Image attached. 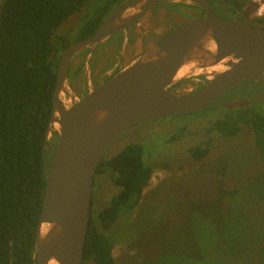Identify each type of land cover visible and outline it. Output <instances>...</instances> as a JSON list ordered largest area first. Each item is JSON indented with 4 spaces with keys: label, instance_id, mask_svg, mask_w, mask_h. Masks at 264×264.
Listing matches in <instances>:
<instances>
[{
    "label": "rangeland",
    "instance_id": "374dc122",
    "mask_svg": "<svg viewBox=\"0 0 264 264\" xmlns=\"http://www.w3.org/2000/svg\"><path fill=\"white\" fill-rule=\"evenodd\" d=\"M221 1L212 0L215 12L222 18L232 19L234 10ZM228 1L248 10L249 19L255 25H264L255 21L264 17V10L262 15L258 14L264 0ZM198 13L194 7L170 3L152 8L128 29L127 34H121V43L119 37L114 36L105 41V48L95 49L93 57V53H79L71 63L70 90L79 96L82 85L92 86L95 75L116 59L122 62L121 69L126 67L139 55L136 52L155 39V35L163 33L170 25L186 24ZM79 17V14L71 17L61 31L74 30ZM110 45L114 51L106 53L104 50ZM77 67L80 68L74 70ZM200 76L185 80L196 82ZM192 86L187 83L182 91H191ZM232 90H241V93L232 96L222 106L212 107V102L199 112L134 125L112 143L104 156L105 161L127 145L140 143L144 147L145 163L161 165L154 169L139 205L105 230L114 242L115 264L264 262L260 257L264 245V164L257 134L247 126L232 137L207 131L210 123L228 108L249 106L263 113L264 82L246 86L238 84L229 91ZM174 135L177 139H173ZM207 140H211L210 153L199 160L193 158L189 149ZM58 145L57 135L48 141L47 167L52 165ZM103 170L94 180V215L119 192L110 165L105 163ZM232 190H235L234 194L229 193ZM85 264L96 263L88 259Z\"/></svg>",
    "mask_w": 264,
    "mask_h": 264
},
{
    "label": "water",
    "instance_id": "95a60500",
    "mask_svg": "<svg viewBox=\"0 0 264 264\" xmlns=\"http://www.w3.org/2000/svg\"><path fill=\"white\" fill-rule=\"evenodd\" d=\"M164 3L191 6L201 14L151 43L100 86H90L85 96L70 90L69 69L79 53L105 48L107 39L127 34ZM241 15L240 20L222 18L210 0H127L91 36L61 52L44 151L56 135L59 145L48 167L36 264H84L95 176L119 136L137 124L202 111L235 85L264 81V27ZM200 75L206 82L199 88L171 91Z\"/></svg>",
    "mask_w": 264,
    "mask_h": 264
},
{
    "label": "trees",
    "instance_id": "16d2710c",
    "mask_svg": "<svg viewBox=\"0 0 264 264\" xmlns=\"http://www.w3.org/2000/svg\"><path fill=\"white\" fill-rule=\"evenodd\" d=\"M126 1L1 2L0 264H36V233L48 173L44 141L53 110L61 52L72 42L91 36L104 19ZM77 14L80 17L74 23V30L62 32L61 27L65 22ZM255 20L264 24V18ZM72 34H75L74 38ZM118 37L121 43V34ZM183 81L175 85L180 86ZM255 83L258 82L241 85ZM229 92L213 101L212 107L222 106L232 96L239 95L241 90ZM244 126L257 134V145L264 164V112L259 113L249 106L228 108L210 123L207 131L232 137L241 132ZM173 139H177V136L174 135ZM210 145L211 140H207L193 146L189 149L190 155L197 160L205 158L210 153ZM105 163L114 171L113 182L119 187V192L107 206L95 211L96 215L93 200L84 264L88 259L96 264H115L114 242L111 234L105 230L139 205L154 169L161 166L160 163H145L144 147L140 143L127 145L108 161L103 159L96 175L104 172ZM229 193L234 194L235 190ZM260 251L264 261V245Z\"/></svg>",
    "mask_w": 264,
    "mask_h": 264
},
{
    "label": "flooded vegetation",
    "instance_id": "af4514ba",
    "mask_svg": "<svg viewBox=\"0 0 264 264\" xmlns=\"http://www.w3.org/2000/svg\"><path fill=\"white\" fill-rule=\"evenodd\" d=\"M210 2H211V4H212V0H210ZM235 7H237V8H232L234 11V17L232 18V19H235V20H240L241 18H242V13L243 14H245V16L248 18V20L252 23V24H254L253 23V21H251L250 19H249V13H248V10H246L243 6H236V5H234ZM212 7H213V5H212ZM214 9V8H213ZM175 10L177 11V8H175ZM215 11V10H214ZM197 16H199L198 14H197ZM196 17V16H195ZM192 18H194V17H192ZM192 18H189V21H191L192 20ZM262 18H264V17H262ZM256 21V20H255ZM255 25V24H254ZM133 26V25H132ZM257 26V25H256ZM175 28H177V25H170L169 26V28L168 29H166L163 33H161V34H158V36L157 35H155L154 37H155V39H153V41L151 42V43H153L154 41H156L157 39H159L161 36H163V35H165L166 33H168V32H170V31H172V30H174ZM157 34V33H156ZM114 41H117V43H118V40H114ZM150 43V44H151ZM149 44V45H150ZM111 45H113V41L111 42ZM111 45L110 46H108V49L107 50H104L106 53H109V52H111L110 50H112V51H114V49L113 48H111ZM148 45V46H149ZM147 46V47H148ZM146 47V48H147ZM146 48H144L142 51H144ZM96 49H98V48H96ZM97 51V50H96ZM95 51V52H96ZM142 51H140V52H136V55H138V54H140ZM94 52V53H95ZM94 53H93V55H92V57L94 56ZM92 59V58H91ZM93 62H92V60H91V64H92ZM121 66H122V62L120 61V60H115L109 67H107L105 70H103V71H100V72H98L96 75H95V77H94V79H93V84H92V86L91 87H93V88H96V87H98V86H100L101 84H103L104 82H106L109 78H111L115 73H117L120 69H121ZM79 67H77V68H75L74 70H76V69H78ZM73 72V70L71 69V65H70V69H69V74H71ZM71 77V76H70ZM205 78H206V76H200L197 80H196V82H191V81H188V80H185V81H183L181 84H180V86H177V85H175V86H172L171 87V91H173L174 93H183V91L182 90H184L185 89V85L188 83V84H192L193 86L191 87V88H193L192 90H195V89H197V88H199L202 84H204L205 82H206V80H205ZM89 90H90V85L88 84V85H82V88H81V90H79V92H78V94H79V96L80 97H83V96H85L88 92H89ZM191 90V91H192ZM58 136V135H57Z\"/></svg>",
    "mask_w": 264,
    "mask_h": 264
},
{
    "label": "built area",
    "instance_id": "2783aa9c",
    "mask_svg": "<svg viewBox=\"0 0 264 264\" xmlns=\"http://www.w3.org/2000/svg\"><path fill=\"white\" fill-rule=\"evenodd\" d=\"M264 10V5L263 6H260L259 9H258V14L259 15H262V11Z\"/></svg>",
    "mask_w": 264,
    "mask_h": 264
},
{
    "label": "bare ground",
    "instance_id": "6f19581e",
    "mask_svg": "<svg viewBox=\"0 0 264 264\" xmlns=\"http://www.w3.org/2000/svg\"><path fill=\"white\" fill-rule=\"evenodd\" d=\"M50 264H58L55 260H52Z\"/></svg>",
    "mask_w": 264,
    "mask_h": 264
},
{
    "label": "crops",
    "instance_id": "0c3cea01",
    "mask_svg": "<svg viewBox=\"0 0 264 264\" xmlns=\"http://www.w3.org/2000/svg\"><path fill=\"white\" fill-rule=\"evenodd\" d=\"M97 191H99V188H97ZM95 194H94V192H93V200L95 201ZM114 256V255H113Z\"/></svg>",
    "mask_w": 264,
    "mask_h": 264
}]
</instances>
